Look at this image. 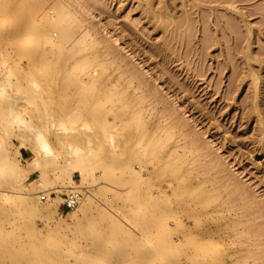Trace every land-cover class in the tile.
<instances>
[{"label": "rangeland", "instance_id": "1", "mask_svg": "<svg viewBox=\"0 0 264 264\" xmlns=\"http://www.w3.org/2000/svg\"><path fill=\"white\" fill-rule=\"evenodd\" d=\"M64 12L68 13L64 26H80L88 33L86 52L76 55L81 59L87 57L86 60L68 56L65 49L62 55L56 45L51 48L59 37L61 23L57 17ZM19 16L31 21L22 20L18 28L11 25L12 21L8 27L0 26V60L6 59L12 67L14 80L15 74L20 77L17 82L27 84L24 75L34 73L41 86L44 85L35 97L39 110L30 109L28 119L44 128L50 116L76 111V119L91 126L89 135L96 152L92 162L93 180L80 183L79 172L73 173L77 184L86 186L81 188V200L89 193L93 195L91 206L83 212L77 209L75 218H72L74 209L61 212L60 208L63 195L71 188L43 191L53 186L50 181L54 179L55 164L46 168L50 183L46 187L38 172L29 174L28 179H37L31 186L35 192L33 200L39 193H45L46 200L49 199L43 204L57 200L54 218L59 224L50 235L61 245L73 241L75 252L82 248L93 252L97 243L94 241L98 238L102 243L104 236L92 242V234L78 235L62 225L80 223L82 228L91 224L104 228L137 207L130 204L133 196L157 187L176 201L183 187L186 198L209 200L199 216L219 245L209 250L207 257L225 253L229 264H264V0H0V19L13 20ZM21 31L25 35L12 40ZM49 37L53 38H50L52 43ZM32 40L37 42L36 46L29 44ZM34 46L41 48L40 51ZM42 51L53 56L50 63L34 59L35 52ZM74 60L80 63L71 69L69 66ZM62 65L68 68L62 69ZM89 66L99 68L97 80L87 74L91 70ZM2 68L0 65V71ZM39 71L44 76H37ZM111 73L118 78L115 88L109 84ZM83 79L90 82L84 84ZM22 82L18 84L23 86ZM128 82H132V87ZM25 86L28 90V84ZM23 88L19 91L10 88L8 92L10 97L19 99L20 96L19 109L28 108L27 97L31 94V89L26 93ZM11 90L15 92L12 94ZM17 92L21 95H16ZM43 101H47L45 107L51 106L50 109L44 108ZM106 120L114 127H103ZM0 131L7 146L14 151L17 163L25 167L35 156V140L18 131L11 135ZM110 133L114 135L112 143L108 139ZM50 135V142L58 147L53 134ZM22 142L26 148L18 153ZM79 144L83 146V140ZM112 144L124 164L133 163L136 156H142L143 148H148L147 155L140 157V165L136 166L146 172L141 189L134 190L130 196L122 193L126 186H121L124 191L120 190L117 200L108 179L104 184L98 183L103 179L100 168L109 172L107 158ZM59 156L57 164L63 166L68 152L64 150ZM105 159L103 166L101 160ZM64 182L67 184L66 178ZM139 213L152 218L155 212L135 210L131 214ZM12 214L2 213L0 224L9 228L19 226L26 240L33 238L41 243L45 239L48 227L38 214L15 211ZM186 220V225L192 227ZM130 222L127 219L122 226ZM31 228H35L33 233L29 231ZM205 232L201 235L209 234ZM106 233L103 230L102 234ZM10 260L0 256V264H12Z\"/></svg>", "mask_w": 264, "mask_h": 264}, {"label": "bare ground", "instance_id": "2", "mask_svg": "<svg viewBox=\"0 0 264 264\" xmlns=\"http://www.w3.org/2000/svg\"><path fill=\"white\" fill-rule=\"evenodd\" d=\"M29 7L31 8V6ZM30 10L32 11L33 8ZM67 14H68L67 12H64L57 17L58 18L57 21L61 23V25L67 20ZM24 19L27 20L23 16L15 17L13 18V20H10V18L8 17H3L0 19V26L8 27V25L10 24V21H12L11 25L14 26L15 28H18L20 25V22H22V20ZM27 21L30 22L31 20L28 19ZM59 23L57 24L58 26L60 25ZM61 25H60V29L58 27L59 41L57 39L58 41V42L56 41L57 44H52L51 48L53 45H56L55 46L56 50L58 49V52L61 51L60 54L62 53V55H64L62 51L65 49L68 53V56L72 55V58H74L73 55L74 56L78 54L81 55V53L85 51V48H87V45H88L87 43H85L86 42L85 38L87 37L86 34L88 33L86 32V30H84L79 25H78L79 26L78 28H71L70 26H67V25L64 26V24L61 27ZM55 26L56 25L54 24L53 27ZM50 27L51 26H49L47 29H50ZM56 32L54 33L56 34ZM49 34L53 35V33L52 34L49 33ZM24 35H25V31H21L16 37L13 35L15 38H12V40L15 41L19 38H22ZM51 37H49V41H51L50 40ZM45 38H42V39H45ZM12 40L11 42H13ZM47 41L48 40H46V42ZM35 43L37 42L35 41ZM35 43L32 40V42L29 44L36 46L37 44ZM40 43L41 42H38V44ZM46 44H48V42ZM42 46H43V43H42ZM51 48L50 50H53ZM35 49L39 50L41 48L35 47ZM23 52H26L25 49ZM35 53L36 54L34 55V59L36 60L42 59L44 62L46 61L47 64L48 62L50 63L53 59V58L51 59V57H53L52 55L50 57V56H47V54H45L46 51L45 53H43L42 51L41 54H38L37 52ZM67 53L65 52V54ZM80 55L78 56L79 58H80ZM58 57H57V61L59 60ZM78 57L76 56V60ZM69 59L73 60L71 59V57H69ZM83 59L85 58L83 57ZM83 59L80 58V60H83ZM76 60H74V63H72L73 61L71 62V65L69 66V68L75 69L78 67L80 62H75ZM43 61L41 63H44ZM66 62H68V60H66ZM59 63H60V60H59ZM0 65L3 67L2 70L0 71L1 73V76H0V104L2 103L0 106V129L3 130L2 132L10 133V135L17 134V131H18L19 133L21 132L22 134L32 137L35 140V150H34L35 156L32 160L28 161V164L25 167H23L17 163L15 154L12 153L14 151H11L10 148L7 146V142L6 140L3 139L2 137L3 135L1 134V131H0V215L2 213L5 215L12 214L14 213V211L19 212V213H28V215L38 214L40 218L44 221V226L47 225L48 227L47 228L48 233L45 234V239H43L40 243V242H36V240H34L33 238L28 239V240H26V238L24 239V236L21 234V230H20L21 228L19 226L15 227L14 225V228L13 227L9 228L8 226L5 227L0 224V242L3 243L2 246H0L1 247L0 248L1 258L8 257L9 260L11 259L10 261H12V264H229V261L227 258L228 255L225 253L224 255L220 257H217V256L214 258L212 256H210L211 258L207 257L208 251L211 249H214L216 246L219 245L216 242V239L210 236V233L208 232L210 227L204 224V222L201 221L202 219L200 218L201 216H199L200 211L206 208L209 200H206L205 198L188 199L186 198L187 196L186 189H184L183 187H182L183 190L182 188H180L181 189V191L179 190L180 197L176 201L175 200L173 201V199L169 195H167L166 193H163L157 187L156 189H152V191H148L145 194L139 193L138 196H133L130 199L131 200L130 204H135L137 207L131 208L130 210L132 212H130V214L128 215L125 214V216L122 219L120 218L121 220H117L112 225H107L106 227H104L105 229L101 227L98 228L94 226L93 224L89 225L86 228H82L83 226L80 223H75L74 226L73 225L70 226V224L68 223H66L65 225H62L67 230H71L73 233L78 234V235L86 234V233L92 234V237L90 238V241L92 242L97 237L104 236L102 243L98 242L97 240L98 238L94 241V242L97 241V243L95 244V247H93V250H94L93 252H89L84 248H82L79 252L77 251L75 252L72 247L74 243L73 241L67 244L61 245L54 238V236L50 235V231H52L53 228L59 224L58 221L55 220L54 218V215H56L55 212L57 210V205H58L57 200L56 202H53L49 205L43 204L44 200H42L41 197L46 196L45 193H39L37 196H35L37 197V199L33 200L32 198H34L33 195L35 192L31 190V186L35 184L37 179H28V176L32 172H38V177L41 179V182L45 185V187L46 185H50V183L53 184L52 187H47L43 191H48L51 188L58 189L61 187L86 188L85 185H82L80 187V183L93 180L94 170H95L93 163H92L95 151H93L94 149H92V138L89 135L91 126L87 122H84V120H77L76 111H72V112H66V113H60V114L58 113V115L56 114L57 117L50 116V120H47L48 124H46L44 128H41V126L36 121H34L33 119H28V116H29L30 109L31 111H33L32 108L38 109L39 104L36 103L35 99L37 98L35 97L36 95L39 94V91L42 90V88L44 89V87H42L44 85L41 86L40 81H38V78L34 76L35 75L34 73H32L34 75L25 74L26 76L24 75V77L26 78L24 79L26 80L28 79V83H27L28 88H29L28 90L31 89V94H30V97H27V102L26 100H24L26 102V106L28 105V108L24 104V107L26 108L19 109L17 104H19L18 101L21 100L20 96H19V99L15 97L13 98V97H10L11 93L8 94V92L10 88H13L16 91H19L23 88V86L25 88L26 87L25 85L27 84H24L22 81L21 82L23 83V86H21V84H18L21 82H17L18 79H20V77H18L16 74H15L16 77L14 76L15 77V80H14L13 78L14 71L12 67L6 62V59L2 58L0 60ZM63 66L64 65H62V69H63ZM80 66L83 67L82 65ZM64 67H65L64 69H66L67 66H64ZM89 68H91V70L90 71L88 70L89 72H87V74L90 75L91 77L94 76L93 77L94 79L96 77V80H97L98 79L97 76H99L98 74H100L98 73L99 68L97 69L94 67L92 69V67L90 66ZM39 74L41 75L40 71L36 73L37 76H39ZM68 74L70 73L68 72ZM41 76H44V75H41ZM96 80H95V83H96ZM117 81H118L117 77L114 78L112 76V73L111 75L109 74L110 87H113L111 85H114V88L115 86H118ZM82 82L84 84L85 83L88 84L90 81L88 80L86 81L85 79H83ZM131 84L132 82L127 83L128 86ZM55 85L57 84L55 83ZM28 90L26 91V93H28ZM92 90L95 91V88H93ZM22 91L20 93H22ZM10 92H12V90ZM20 93L17 92L16 95H19ZM22 97H23V94H22ZM37 102H39V100ZM43 103H41V105ZM45 103H44V108L49 107L48 109H50L51 106L45 107L46 105ZM47 105L49 104L47 103ZM103 124H104L103 127L113 126L110 120L109 121L106 120V122ZM111 131H113V129H111ZM106 133H108V131ZM50 134H53V137L56 139L58 143V147H54L52 143L50 142V137H49ZM83 134H84V137H82ZM113 138H114V135L110 133L108 137L109 142L112 143L114 141ZM79 140H83V143H84L83 146L82 144L81 145L79 144ZM22 148L23 149L26 148V145L24 142L21 143V145L19 146L16 152L21 153ZM64 150L68 152L69 157L66 159L65 164L63 166L62 165L59 166L57 164V162L59 161L58 159L60 157L59 155ZM147 151H148V148L144 147L140 154L142 156L147 155ZM140 157L136 156L135 161H132L133 163L131 164H124L123 159L119 161L118 149L116 148V146L112 144V147L109 149V157L107 158L109 160V172L103 169L101 170L100 168L99 175H101L103 179L100 180L98 183L104 184L106 182V179H108L111 182L109 186L110 189L115 192V195H116V196L114 195L116 197L115 200L120 198L121 195L118 196V194L121 193L120 190L124 191L123 189H121L122 188L121 186L123 187L124 185L126 186L125 191L122 193L126 192L130 194V196H132L131 192L133 193L134 190L141 189L142 187L141 184L146 178V172L144 169L143 170L136 169V166L140 165ZM107 159L101 160V163L103 164V166H104V161H107ZM51 164H55L54 170H53L54 179L52 180V182L50 181L49 183V178L47 176L46 168H48V166H50ZM75 171L79 172V175L81 177L80 179L81 182L79 183V185L73 178V173ZM65 178L67 180V184H65L64 182ZM181 180H184V179L181 178ZM84 190L86 191V194L89 193L88 189H84ZM91 196H93L92 193H89V195H87L83 201L81 200L82 198L80 199L81 202L79 203L81 204H78L76 206L77 208L76 207L73 208L74 212L72 214L73 216L72 218L77 217V213H76L78 211L77 209H81V211L83 212V211H86V209H88L91 206V202H92ZM175 205H178V208ZM149 209H153L155 212L152 218L147 217L145 214L144 216L141 213H139L138 215L131 214L135 210L145 211ZM149 213L150 212H148L147 214ZM127 219L131 220V222L128 223L127 226L123 227L122 223ZM185 220L190 222V224H192L193 226L191 227L189 225H186ZM171 223H173V225H171ZM34 230L35 228H31V230L29 231H32L33 233ZM103 230H106L108 233L103 235L102 234ZM205 231H207L209 234L201 235V233ZM185 248L186 250L188 249V251H185ZM71 257L73 259H70ZM230 262L232 263L231 260ZM242 264H246V263L243 262Z\"/></svg>", "mask_w": 264, "mask_h": 264}, {"label": "built area", "instance_id": "3", "mask_svg": "<svg viewBox=\"0 0 264 264\" xmlns=\"http://www.w3.org/2000/svg\"><path fill=\"white\" fill-rule=\"evenodd\" d=\"M83 189L81 188H71L68 192L63 195L62 202L60 204L61 212L69 211L75 208L82 198ZM46 196H42V200H46Z\"/></svg>", "mask_w": 264, "mask_h": 264}]
</instances>
